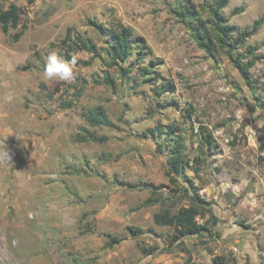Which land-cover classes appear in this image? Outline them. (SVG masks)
I'll list each match as a JSON object with an SVG mask.
<instances>
[{"label":"rangeland","instance_id":"obj_1","mask_svg":"<svg viewBox=\"0 0 264 264\" xmlns=\"http://www.w3.org/2000/svg\"><path fill=\"white\" fill-rule=\"evenodd\" d=\"M215 2L0 0L21 14L7 33L0 23V150L11 155L0 159V264H214L216 255L227 264H264V125L257 123L264 120V25L239 49L259 57L251 88L225 49L217 46L212 58L197 41L200 24L217 37ZM187 7L194 16L184 19L177 11ZM263 13L264 0L223 8L238 29ZM89 19L144 38L145 54L134 52L127 77L109 66L108 35ZM69 32L72 41L91 38L96 53L76 51L71 82L44 79L49 54L71 61L61 56ZM106 73L115 87L94 82ZM98 105L114 127L86 122L83 113ZM167 125L176 128L172 140L160 129ZM83 127L108 140H76ZM208 132L212 146L203 143ZM178 137L198 169L187 175L212 212L198 217L209 231L172 243L175 227L157 224L154 214L190 204L186 178L175 184L168 175ZM111 236L120 241L110 245Z\"/></svg>","mask_w":264,"mask_h":264},{"label":"trees","instance_id":"obj_2","mask_svg":"<svg viewBox=\"0 0 264 264\" xmlns=\"http://www.w3.org/2000/svg\"><path fill=\"white\" fill-rule=\"evenodd\" d=\"M229 3V0H216L215 5L212 7L213 23L216 27L217 37H206L202 34L201 24L198 27H195L197 30L198 38L197 41L199 45L206 50L210 57L216 58V52L218 47H221L226 50L227 55L233 62L234 66L239 70L240 74L244 78L246 84L253 88L256 85V81L252 75L251 69L259 60V57L256 55L255 51L248 47L246 53L243 54L239 49L247 43V40L255 35L258 30L264 25V13L257 18L250 27L245 29H238L235 25L229 24V18L223 14V8H225ZM178 14L186 19L189 16H194V11L187 7L181 11H177ZM20 7L16 4L11 5L8 9H4L0 5V23L2 24V30L7 33L9 31L10 24L15 27L20 25ZM204 26L205 23L201 22ZM88 24L95 27L102 34L108 35L106 39L107 42V53L110 56V62L108 63L110 67H117L122 76L127 77L131 74L132 69L126 66L128 60L134 55L136 50L138 51L139 56L141 57L145 52L143 49H146V42L144 38L135 37L134 32L131 27L126 25H119L115 29L107 28L104 23H100L95 19H89ZM23 34V31L17 32L14 35V38L18 40ZM69 40L72 41L71 32H69L66 38L63 40V43H67ZM143 49H140V48ZM140 49V50H139ZM78 50H84L91 53H96L97 45L91 38H84L80 35H77L75 39L68 46L67 51L61 53L62 57L66 60H72L75 57V53ZM79 63L90 64V61L77 60ZM153 65L154 63L151 62ZM156 64H159L157 62ZM148 73H151L149 71ZM97 84H106L111 87L116 86V81L109 73L104 74L103 79H95L94 81ZM172 89V83L169 82L165 86V92H170ZM169 104V103H168ZM83 116L88 124L91 126H107L114 127L115 123L110 118L107 113L106 108L103 105H98L90 108L88 111L83 113ZM166 128V129H165ZM160 129L165 132L168 136H173L176 132V128L173 125L161 126ZM82 130L85 133H77L76 140L78 141H98L105 142L108 140L106 135L97 136L92 133L87 127H83ZM153 134H156V130L152 129ZM170 140V141H171ZM174 151L168 157V175L170 179L175 184H179L180 177L186 178L188 185L183 187L184 194L189 198L190 204L187 206H182L178 209L177 212H172L170 208H166L163 211L156 212L154 214V221L162 226H173L175 227V233L171 240L172 243L182 239L185 236H195L201 234L204 231H209L210 227L208 222L200 223L198 217L205 216L206 212L211 209H206V205L201 196L199 195V188L195 185L193 179H190L187 175V169H192L198 171V169L193 168V163L191 164L188 158H185L182 153L183 142L180 141V137L175 140ZM205 142L208 146H212L215 142L213 135L208 132L205 133ZM203 156V155H202ZM201 157H196L194 160L198 163L200 162ZM152 194H156L155 186H152ZM154 198L150 197L144 204L150 206L153 204ZM212 217L216 220L217 217L212 213ZM120 239L116 236H111L109 242L110 245L113 243L119 242ZM155 251V247H151L146 250V253H152ZM214 264H227L226 257L223 255H216L213 259Z\"/></svg>","mask_w":264,"mask_h":264},{"label":"clouds","instance_id":"obj_3","mask_svg":"<svg viewBox=\"0 0 264 264\" xmlns=\"http://www.w3.org/2000/svg\"><path fill=\"white\" fill-rule=\"evenodd\" d=\"M76 63L75 57L70 62L63 60L55 52L48 55L42 75L46 80L66 81L74 80L73 66ZM258 124L264 125V120H259ZM11 160V155L8 149L0 150V159Z\"/></svg>","mask_w":264,"mask_h":264}]
</instances>
